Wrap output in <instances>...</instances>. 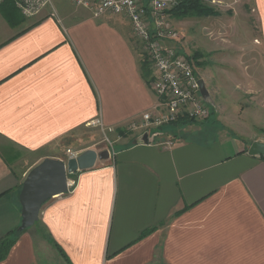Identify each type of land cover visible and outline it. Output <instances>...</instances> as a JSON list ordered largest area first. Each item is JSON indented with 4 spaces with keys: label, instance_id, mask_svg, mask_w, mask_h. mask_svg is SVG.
<instances>
[{
    "label": "crops",
    "instance_id": "0c3cea01",
    "mask_svg": "<svg viewBox=\"0 0 264 264\" xmlns=\"http://www.w3.org/2000/svg\"><path fill=\"white\" fill-rule=\"evenodd\" d=\"M69 1L53 0L54 12L34 19L0 6V240L19 228L18 196L32 168L67 160V151H108L87 123L101 118L116 131L115 147L68 176L74 186L41 207L0 264H264V157L248 154L264 138L225 126L210 137L195 123L163 128L171 147L141 144L126 127L157 99L128 19ZM224 1L238 4L239 29L251 38L236 54L243 110L262 124L264 0ZM217 12L191 22L207 56L233 48L235 17Z\"/></svg>",
    "mask_w": 264,
    "mask_h": 264
},
{
    "label": "built area",
    "instance_id": "2783aa9c",
    "mask_svg": "<svg viewBox=\"0 0 264 264\" xmlns=\"http://www.w3.org/2000/svg\"><path fill=\"white\" fill-rule=\"evenodd\" d=\"M8 0H0V6ZM27 18L51 9L53 0H10ZM207 1V0H206ZM75 7L89 9L95 17L102 14L125 16L131 29V35L141 45V51L151 74L149 87L157 101L151 111L143 113L126 127L127 132H138L140 143L144 145L171 147L169 140H162V130L181 120L203 122L209 119V107L202 100L199 89V76L196 61L172 46L179 42V32L170 22V11L176 8L180 0H70ZM218 4L219 1H210ZM99 129L103 134L110 133L101 118L86 125ZM112 147V142H108ZM109 152V150H108ZM70 158L75 153L67 151ZM110 155V153H109ZM75 182L67 180L68 191Z\"/></svg>",
    "mask_w": 264,
    "mask_h": 264
},
{
    "label": "rangeland",
    "instance_id": "374dc122",
    "mask_svg": "<svg viewBox=\"0 0 264 264\" xmlns=\"http://www.w3.org/2000/svg\"><path fill=\"white\" fill-rule=\"evenodd\" d=\"M200 1L203 3V5L213 8L216 11L220 10L224 15L229 17L234 16L235 24L233 23L232 27L235 30L230 31L229 36L227 37L229 41L228 45L232 44L233 48H230V50L229 48H226V51H221L218 53L213 52L211 55L207 56L206 54L210 49L205 48L202 51L197 46L198 38L204 36V34L201 29L199 30L197 26L194 27V25L191 24L192 21L197 22V20H194L197 18H186L185 21L179 22H182V24H179L175 18L170 19L172 26L179 32L178 38L180 39L179 42H171L170 44L175 46L174 48L182 51L190 58H192L196 53L201 54V57L198 58L199 63L196 62L195 68L199 78L204 81L205 87L207 89L206 91L209 92L212 102L206 103L211 113L210 119H207L205 122L203 121V123L196 122V125H199L200 128L202 127V129L206 131L207 136L210 137L212 136L213 131L219 129L218 127L225 126L226 129L231 130V132L236 135L243 136V131H245L247 134L255 136L256 138H264V131L259 130L261 125L264 126V123L262 122V124H260V122L254 120L252 115L248 114L246 110H243V108H246V105H244L243 101V68L240 67V58L236 54H238L237 48L239 46H243V41L247 42L246 45L248 46L249 40L251 38L248 33L244 32V29H239L240 22L238 20V4L233 1L227 2L224 0H221L220 5L210 4V0L209 2L208 0ZM47 11L52 10H45L34 17L25 18L34 19L39 17L42 13H46ZM220 24L222 25V23ZM204 33L206 34V32ZM203 40L204 39L200 38L199 42L202 44L205 41ZM214 44L217 46L218 50L224 45L223 42L218 41L217 43L215 41ZM138 52L139 50L137 49V58L141 61V67L143 65L146 66L145 69L149 77L151 74L150 66H148L143 54ZM94 129L98 130L100 135L99 145H97V148H107L108 150L112 151V149H114L113 147H115L114 140L116 138V131L112 130L110 133L106 132L103 134L99 129ZM106 139L108 142H112V147H109Z\"/></svg>",
    "mask_w": 264,
    "mask_h": 264
},
{
    "label": "water",
    "instance_id": "95a60500",
    "mask_svg": "<svg viewBox=\"0 0 264 264\" xmlns=\"http://www.w3.org/2000/svg\"><path fill=\"white\" fill-rule=\"evenodd\" d=\"M199 89L202 100L205 103H211L210 94L206 91L202 79L199 80ZM248 154L264 157V143H252L249 146ZM109 157L107 150L102 152L87 150L67 160L46 159L32 168L23 181L18 196L21 206L19 231L29 229L37 223L41 207L45 203L68 193V176L92 169L97 160L104 161Z\"/></svg>",
    "mask_w": 264,
    "mask_h": 264
},
{
    "label": "trees",
    "instance_id": "16d2710c",
    "mask_svg": "<svg viewBox=\"0 0 264 264\" xmlns=\"http://www.w3.org/2000/svg\"><path fill=\"white\" fill-rule=\"evenodd\" d=\"M5 2L6 3L4 5L6 6V8L11 9L12 11H16L17 8L14 4H12V2H8V1H5ZM170 15L172 18H175V19H184V18H190V17L217 16L219 15V12H217L213 8L203 5V3L200 0H180L179 5L170 11ZM199 57L200 55L196 53L195 55H193L192 59H194L197 62ZM145 68L146 66L143 65L141 67V71H142V75L144 79L147 80L148 82L150 79L148 77V74ZM195 123L196 122L194 121L181 120L178 123H175L174 125L186 126V125H192ZM19 233L20 231L17 228L13 232H11L9 235H7L6 237L0 240V262L6 258L9 250L15 244L17 235Z\"/></svg>",
    "mask_w": 264,
    "mask_h": 264
}]
</instances>
